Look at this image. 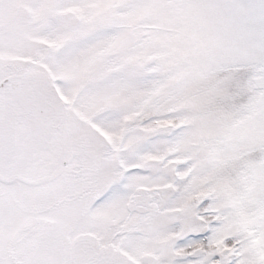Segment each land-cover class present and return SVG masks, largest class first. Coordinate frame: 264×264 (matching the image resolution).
<instances>
[{"label":"snow or ice","instance_id":"1","mask_svg":"<svg viewBox=\"0 0 264 264\" xmlns=\"http://www.w3.org/2000/svg\"><path fill=\"white\" fill-rule=\"evenodd\" d=\"M0 264H264V0H0Z\"/></svg>","mask_w":264,"mask_h":264}]
</instances>
